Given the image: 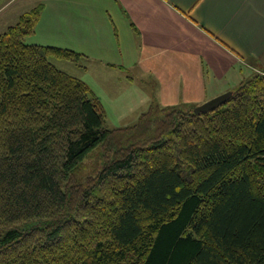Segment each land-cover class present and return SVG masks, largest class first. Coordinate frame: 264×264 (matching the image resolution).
<instances>
[{
	"label": "trees",
	"instance_id": "obj_1",
	"mask_svg": "<svg viewBox=\"0 0 264 264\" xmlns=\"http://www.w3.org/2000/svg\"><path fill=\"white\" fill-rule=\"evenodd\" d=\"M43 9L0 34V264H264V74L215 111L152 105L110 129L52 62L86 56L26 43Z\"/></svg>",
	"mask_w": 264,
	"mask_h": 264
},
{
	"label": "crops",
	"instance_id": "obj_2",
	"mask_svg": "<svg viewBox=\"0 0 264 264\" xmlns=\"http://www.w3.org/2000/svg\"><path fill=\"white\" fill-rule=\"evenodd\" d=\"M38 4L28 43L84 54L109 88L129 81L136 110L200 106L264 74V0H31L15 20Z\"/></svg>",
	"mask_w": 264,
	"mask_h": 264
},
{
	"label": "rangeland",
	"instance_id": "obj_3",
	"mask_svg": "<svg viewBox=\"0 0 264 264\" xmlns=\"http://www.w3.org/2000/svg\"><path fill=\"white\" fill-rule=\"evenodd\" d=\"M29 1L31 0H0V34L5 32L8 27L16 24L19 21V19L15 20V17H17L16 15L21 9L28 7ZM38 5L34 6L33 8L37 7ZM33 38L34 37H27L25 39L26 43L29 41L34 42ZM52 62L59 69L86 82L87 84L89 83L92 86L95 94L100 98L101 103L106 111L107 125L110 129L135 125L138 122L142 112H144L142 110L146 109L136 110L138 107H140L138 91L137 89H134L135 87H133L129 81L120 79L114 75V80L112 79L113 88H109L104 82H101L99 73L89 74L85 72L84 59L81 60L80 64H75L64 60H53ZM103 164V152L102 149L98 147L94 149L85 159L83 163V171L81 172L79 179L82 180L86 176L96 174L101 169Z\"/></svg>",
	"mask_w": 264,
	"mask_h": 264
},
{
	"label": "water",
	"instance_id": "obj_4",
	"mask_svg": "<svg viewBox=\"0 0 264 264\" xmlns=\"http://www.w3.org/2000/svg\"><path fill=\"white\" fill-rule=\"evenodd\" d=\"M232 96V92H226L216 98H213L204 104L197 106L194 109L195 114H202V113H209L212 111H215L216 109L220 108L222 105H224Z\"/></svg>",
	"mask_w": 264,
	"mask_h": 264
}]
</instances>
